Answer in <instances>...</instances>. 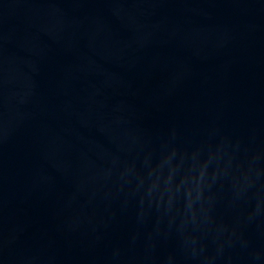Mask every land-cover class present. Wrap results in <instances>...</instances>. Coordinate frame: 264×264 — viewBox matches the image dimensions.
Here are the masks:
<instances>
[{
	"label": "water",
	"instance_id": "water-1",
	"mask_svg": "<svg viewBox=\"0 0 264 264\" xmlns=\"http://www.w3.org/2000/svg\"><path fill=\"white\" fill-rule=\"evenodd\" d=\"M0 264H264V0H0Z\"/></svg>",
	"mask_w": 264,
	"mask_h": 264
}]
</instances>
